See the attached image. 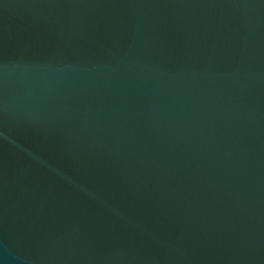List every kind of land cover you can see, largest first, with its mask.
<instances>
[{"label": "water", "instance_id": "water-1", "mask_svg": "<svg viewBox=\"0 0 264 264\" xmlns=\"http://www.w3.org/2000/svg\"><path fill=\"white\" fill-rule=\"evenodd\" d=\"M0 264H264V0H0Z\"/></svg>", "mask_w": 264, "mask_h": 264}]
</instances>
